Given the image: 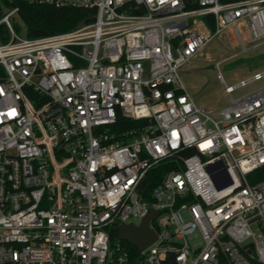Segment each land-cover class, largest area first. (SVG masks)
Returning a JSON list of instances; mask_svg holds the SVG:
<instances>
[{"label": "built area", "instance_id": "1", "mask_svg": "<svg viewBox=\"0 0 264 264\" xmlns=\"http://www.w3.org/2000/svg\"><path fill=\"white\" fill-rule=\"evenodd\" d=\"M188 1L0 0V264H264V67L225 84L220 106L179 74L217 36L264 44V0ZM28 4L93 18L29 37ZM119 114L145 122L119 129ZM150 207L151 244L110 241Z\"/></svg>", "mask_w": 264, "mask_h": 264}, {"label": "rangeland", "instance_id": "2", "mask_svg": "<svg viewBox=\"0 0 264 264\" xmlns=\"http://www.w3.org/2000/svg\"><path fill=\"white\" fill-rule=\"evenodd\" d=\"M245 46L250 44L245 43ZM217 61H221L218 66ZM260 67H264V44L243 51L242 44L217 36L181 66L179 74L185 90L196 103L220 106L227 100L223 95L225 84H234ZM219 72L224 82L220 80ZM260 84V81L250 82L236 89L233 95L251 91ZM134 220L138 222L139 218ZM193 240L196 243L198 238Z\"/></svg>", "mask_w": 264, "mask_h": 264}, {"label": "trees", "instance_id": "3", "mask_svg": "<svg viewBox=\"0 0 264 264\" xmlns=\"http://www.w3.org/2000/svg\"><path fill=\"white\" fill-rule=\"evenodd\" d=\"M187 0V7H191ZM92 7L90 8H56L43 5H24L20 10L21 17L25 23V34L29 37L43 36L72 30L83 23H88L93 18ZM207 19V16L204 17ZM212 27V25L210 24ZM3 75V68L0 66V77ZM143 120H132L118 115L116 127L119 129L130 127L132 125H142ZM194 152L193 148L186 150V154ZM175 167L172 159H167L150 168L144 175L141 182V195L144 199L151 201V189L155 186L165 172ZM262 174L260 173L259 176ZM115 225L109 228L110 241L117 240ZM125 245L130 254H136L137 250L125 240H120ZM219 264H229L227 258L222 254L219 256Z\"/></svg>", "mask_w": 264, "mask_h": 264}, {"label": "water", "instance_id": "4", "mask_svg": "<svg viewBox=\"0 0 264 264\" xmlns=\"http://www.w3.org/2000/svg\"><path fill=\"white\" fill-rule=\"evenodd\" d=\"M212 176L217 186H222L230 182V178L226 177L223 183L220 184L215 180L214 175ZM155 213H156V210L150 207L148 212L141 218L138 224H134L132 222L123 223V222L117 221L116 222L117 238L120 240L127 241L132 246L136 247L138 250H143L156 239V232L150 226V223H149L151 217Z\"/></svg>", "mask_w": 264, "mask_h": 264}]
</instances>
